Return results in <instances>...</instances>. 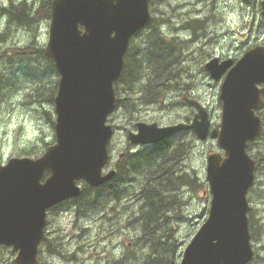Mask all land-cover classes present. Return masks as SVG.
<instances>
[{
    "label": "water",
    "instance_id": "95a60500",
    "mask_svg": "<svg viewBox=\"0 0 264 264\" xmlns=\"http://www.w3.org/2000/svg\"><path fill=\"white\" fill-rule=\"evenodd\" d=\"M148 1L51 0L44 55L59 74L53 98L55 142L38 157H10L0 163V245L15 252V264H37L47 210L77 197L80 180L94 187L115 175L114 169L103 173L113 131L107 117L117 103L113 84L130 38L150 19ZM223 65L212 59L205 69L218 80ZM260 83H264L263 46L245 52L226 73L219 92L221 120L210 131L206 109L186 99L197 109L191 123L137 122V131L128 133L131 142L151 144L193 129L199 139L209 134L223 151V156L219 152L206 156L208 214L185 245L179 264H248L254 256L247 217L254 160L246 143L262 128L254 112L264 98ZM44 173L48 175L42 180Z\"/></svg>",
    "mask_w": 264,
    "mask_h": 264
},
{
    "label": "rangeland",
    "instance_id": "374dc122",
    "mask_svg": "<svg viewBox=\"0 0 264 264\" xmlns=\"http://www.w3.org/2000/svg\"><path fill=\"white\" fill-rule=\"evenodd\" d=\"M50 1L0 0V163H5L10 157H38L47 145L55 141L56 114L53 97L59 74L54 65L53 69L50 67L51 59L44 53L41 55L37 52V49L44 51L48 40L50 16L47 13L50 14V9L47 11L46 6L50 7ZM221 1H225L227 9L228 6L235 5L239 10L225 12L221 24L214 25V21H211L209 31L213 27L217 33L230 30L231 39H225V42L233 40L238 45L247 38L259 41L264 39V16L258 12L253 21L254 17H249L247 6L238 2L241 0ZM23 2L26 4L24 8L29 21L17 17L13 12L14 7ZM168 2L170 3L167 5ZM184 2L189 0H152V20L131 39V44L135 46L133 49L141 52H138L136 59H142L145 43L147 44L146 37L152 32L159 33L161 29L163 37H177L176 46L166 52L178 57L169 67L173 72L169 84L173 87H169L163 101L147 103L141 98L139 86L153 72L151 65L147 63L139 66V78L122 90L124 100L107 119L113 127L109 144L113 160L126 146V129L133 128L136 120L166 125L191 116L194 109L180 102V92H184L183 95L189 92L192 98L207 108L211 128L220 123L221 79L213 80L208 71L203 69V53L208 50L207 52L217 54L222 49L218 45L208 49L204 47L200 54L198 45L199 49L192 53L197 46L187 43L190 32L180 31L177 36L176 27L188 16L179 18L178 24L170 19L183 10H176V3ZM165 18L167 23H162ZM225 42L219 44L223 45ZM13 52L17 53L11 55ZM51 87L55 88L54 91ZM52 91V99L48 100L47 97L51 96ZM258 114L262 119L261 134L246 147L248 155L255 160V183L248 190L247 198L248 213L250 212L261 228L260 233L250 241L255 254L264 257V107ZM178 138L186 140L185 136ZM187 147L186 154L184 152L180 160L185 158L184 161L178 162L181 171L179 174L195 177L198 187L195 189L192 185L185 184L174 188L173 192L175 190L177 196L166 200L171 205H176L181 200L177 214H174L176 217L170 222L174 235L180 242V250L173 258L176 264L181 259L185 245L204 221L209 208L211 196L206 180V156L210 152H223L218 148L215 139L210 137L198 139L193 135ZM129 179H119L122 190L119 199L108 197L96 205L89 204L84 199L78 202L70 199L50 207L46 213L44 230L47 240L43 243L39 264H110L124 256L129 263H133L135 259L146 254L149 244L139 237L140 224L136 220L144 200L138 193L141 185L145 183V175L140 172ZM79 184L83 185V182L80 181ZM14 257L15 252L11 247L0 246V264H10ZM251 264H264V260H255Z\"/></svg>",
    "mask_w": 264,
    "mask_h": 264
},
{
    "label": "trees",
    "instance_id": "16d2710c",
    "mask_svg": "<svg viewBox=\"0 0 264 264\" xmlns=\"http://www.w3.org/2000/svg\"><path fill=\"white\" fill-rule=\"evenodd\" d=\"M46 7L48 11L50 7ZM13 12L17 17L29 21L26 18L27 13L24 8V2L15 6ZM47 15L50 16L49 13H47ZM146 39L147 44L145 43L146 48L143 51L144 55L142 56V59L141 57L136 59V56H138V52L140 51L133 49L135 46L133 47L130 41L128 49L124 55L123 67L120 76L114 82V90L117 97L116 107L124 100L121 92L124 88L126 89L125 86H129V83H133L134 80L139 78V66L142 64L147 63L148 65H151L153 71L148 74V79H146V81L139 86L143 101L147 103L154 101L161 102L164 100L163 98L166 97L169 87L170 89L173 87V85H169L172 78L171 73H173L172 69L169 67L178 56H171L166 52V50H171L173 46H176L175 39L163 37L157 31L150 33ZM37 52L42 55L43 49H37ZM16 53L17 52H13L11 55ZM50 65L53 69L52 60H50ZM51 88L54 91L56 86L55 88ZM53 91L51 96L47 97L48 100L52 99ZM179 136H181L180 132L162 140L159 143L157 148H161L162 154L157 163L156 158H149L150 156H153L154 152L144 156V161L146 163L150 162L152 165L145 171L137 168L140 165L139 163H141V159H136L131 162L130 165H124L123 161H121L117 166L116 174L112 179L94 187L83 182L82 191L79 196L72 198L74 202L84 199L87 203L94 205L103 202L108 197L119 199L122 191L119 189V179L122 177L132 179L136 173L147 172L144 174L145 183H143L139 188L138 194L142 200H144L140 205L141 209L136 220L139 221L140 224L141 234L139 237L145 243L149 244V250L140 258L135 259L133 263H129L127 258L124 256L113 260L110 264H169V262L175 257L176 253L180 250V242L174 235V229L172 228L170 222L176 217V210L179 209L181 200H178L176 205H171L166 200L169 198L173 199L175 197L177 192L173 193L174 188L177 189V187L180 188L185 184H190L196 189L198 184L195 177H187L186 175L179 174L181 171L178 162L181 160V155L186 150V146L182 147L184 142H182V139L178 138ZM171 212L173 214H171ZM247 215L251 238H255L261 231L260 225L257 224L256 219H253L250 212ZM45 240H47V237L44 233L38 249L37 264L41 261V252ZM262 249H264V245L262 246ZM255 260H257V262H262L264 257H260L258 254H255L249 264L253 263ZM10 264H15V262L11 261Z\"/></svg>",
    "mask_w": 264,
    "mask_h": 264
},
{
    "label": "flooded vegetation",
    "instance_id": "af4514ba",
    "mask_svg": "<svg viewBox=\"0 0 264 264\" xmlns=\"http://www.w3.org/2000/svg\"><path fill=\"white\" fill-rule=\"evenodd\" d=\"M21 1H23V0H21ZM262 1H264V0H241L238 2L239 3L243 2L247 6V9H249L248 13L250 14L249 17L250 18L254 17V19H253V21H254L258 12L260 13V15L264 16V10L262 9ZM221 2H223V3L220 6ZM224 2L225 1H221V0H189V2H184L182 4L176 3V5H175L176 10H179V9H183V10L178 11V14H174L172 16V18L170 19V21L175 20L176 24H178L177 22H178L179 18H181L185 15L188 16L185 18V21L183 19L181 20V23L176 27V31H177V36H178V33L180 31H189L190 32V36L186 41H187V43L190 42V43H193V45L197 46V48L192 50V53L195 52L197 49H199L198 45L200 46V49H199L200 54H202L201 49H203L204 47H207V49H208L210 47L218 45L222 49L217 54L215 52H212V53L207 52L208 50L205 53H203V57H205V59L203 61V69H205V64L212 59H216L217 63H219L220 65L222 63H224L223 66H225V67H224L223 74L218 79V80L221 79V83L224 80L226 73L236 64V62L242 57V55L245 52H247L248 50L253 49L257 46H263L264 47V39L262 41H259L258 39L253 40V39L247 38L245 40L243 39L242 42L238 45V44H234L233 40H231V42H225L226 40L231 39L232 31H230V30H226L224 32L217 33L215 27H213L212 30L209 31V24L211 21H214V25L217 23L221 24L222 18H224L223 15H225L226 13H231L233 10L238 9V7H236L235 5H233V6L230 5V6H228V9H227V5ZM25 3H27V1H25ZM25 3H24V5H26ZM151 3H152V0H149L148 1V10L150 13V19L145 25H143L138 30L139 32H141L142 29L146 28V25L148 23H150V21L153 18ZM169 3L170 2H168L167 5ZM172 8H174V7L172 6ZM237 14H239V13H237ZM240 15H243V14L240 13ZM217 16H218V21H216ZM162 23H167L166 18L163 19ZM137 32H135L133 34V36L136 35ZM159 33L162 35L161 29L159 30ZM215 33L218 35H216ZM176 38L177 37L174 36V39H176ZM222 42H225V43L223 45H220L219 43H222ZM179 64H180V62H179ZM221 83H220V85H221ZM258 88H260V89L264 88V83H260L258 85ZM180 94L182 96V101H180L182 104L186 105V102H185L186 99H194V98H192L193 96L189 92H186L185 95H183L184 92H180ZM259 96L262 97V94L260 93ZM186 106H189V105H186ZM189 107H192L194 110H193V112H191V116H186V118L184 120H181V121L186 122V123L191 122L193 120L194 114H196L195 113L196 112L195 107H193V106H189ZM263 107H264V98H263L261 106L259 108L255 109V111H254L257 116H259L258 112L261 109H263ZM206 111H208V110H206ZM259 118L261 119L260 116H259ZM137 121H142V120H136L135 124L133 125L134 126L133 128H127L126 129L127 138H128L129 132H136ZM261 121H262V119H261ZM142 122H147V121H142ZM147 123H150V121H148ZM260 134H261V132H260ZM180 135L182 137L183 136L186 137V140H183V138H182V142H184V144H182V147L186 146V148H187V146L190 143V140L192 139V136L194 135L193 129L182 130V131H180ZM161 141L162 140L157 141L155 143H151V144H139V143L131 142L128 138L126 146L118 154V156L116 157L115 160H113V155H112L111 149L109 147V144H110V142H109L108 151H109V155H110V162H109L108 166L106 167L107 170L108 169H114L116 171V168L121 161H123L124 165H130V163L135 161L136 159H141L140 160L141 163H139L140 165L137 168L139 170L142 169L145 171L147 168L151 167L152 165L150 164V162L146 163L144 161V159H145L144 156L149 155L150 153L154 152L156 156H154V154H153V156H150L149 158H157L156 163L160 160L161 154H162L161 148H157V147ZM251 141H254V140L247 141L246 147ZM157 151H159V152H157ZM182 155H181V158H182Z\"/></svg>",
    "mask_w": 264,
    "mask_h": 264
},
{
    "label": "bare ground",
    "instance_id": "6f19581e",
    "mask_svg": "<svg viewBox=\"0 0 264 264\" xmlns=\"http://www.w3.org/2000/svg\"><path fill=\"white\" fill-rule=\"evenodd\" d=\"M19 9H20V8H19ZM7 14H8V13H7ZM171 74H172V73H171ZM170 82H171V81H170ZM169 85H170V84H169ZM166 94H167V93H166ZM167 145H168V144H167ZM167 145H166V146H167ZM190 145H191V144H190ZM184 147H185V146H184ZM187 148H188V147H187ZM164 149H165V147H164ZM185 151H186V150H185ZM157 152H159V151H157ZM157 152H156V153H157ZM186 152H187V151H186ZM186 152H185V154H186ZM147 154H148V153H147ZM185 154H184V156H185ZM154 156H156L155 153H154ZM182 157H183V155H182ZM156 159H157V158H156ZM184 159H185V158H184ZM184 159H183L182 161H180V162L182 163V162L184 161ZM173 160H174V159H173ZM155 164H156V163H155ZM155 166H156V165H155ZM174 166H175V165H174ZM156 167H157V166H156ZM144 168H145V167H144ZM153 168H155V167H153ZM145 169H146V168H145ZM151 169H152V168H151ZM176 169H177V167H176ZM148 170H149V169H148ZM146 173H147V172H146ZM146 173H144V174H146ZM118 182H120V181H118ZM164 182H165V181H164ZM121 185H122V184H121ZM184 186H185V185H184ZM188 187H189V186H188ZM119 189H120V188H119ZM177 191H178V190H177ZM180 191H181V190H180ZM174 192H175V190H174ZM174 192H173V193H174ZM171 193H172V192H171ZM176 194H178V193H176ZM177 198H178V197H177ZM178 199H179V198H178ZM257 224H258V223H257Z\"/></svg>",
    "mask_w": 264,
    "mask_h": 264
}]
</instances>
